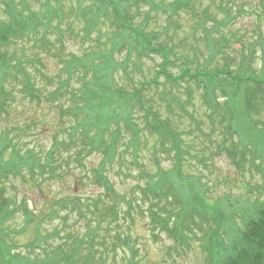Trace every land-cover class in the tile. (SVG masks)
I'll return each mask as SVG.
<instances>
[{
    "label": "rangeland",
    "instance_id": "374dc122",
    "mask_svg": "<svg viewBox=\"0 0 264 264\" xmlns=\"http://www.w3.org/2000/svg\"><path fill=\"white\" fill-rule=\"evenodd\" d=\"M13 1L17 8H22V0ZM151 1L161 8L151 9L149 4L139 3V12L128 7V13L133 15L131 23L134 26H141L144 18L148 17L143 32L147 35L155 33L153 46L175 47L172 64L168 68L172 74L177 75L180 68L187 66L191 72L205 68L206 71L226 69L233 73L252 74L264 80V46L256 45L253 54L249 51V45L259 41V36L264 39V23L257 26L250 17H245L253 10H262V0H189L188 8L175 13L166 9L175 0ZM24 2L39 14L44 4L54 9L57 7L55 0ZM59 2L63 15L60 24L56 16L53 28L37 26L34 32L22 37L18 35L0 49V52H6L7 58L14 57L17 61L11 62L15 69L8 68L12 77L7 72L0 78L4 79L1 85L6 93L0 98V104L5 105L3 110L0 109V145H15L21 153L37 155L40 162L52 152V167L58 175L63 174L51 182H42L40 190L31 188L20 178L8 177V182L4 179L0 181V188L5 191L0 197L11 199L16 204L25 200L27 210L37 217L25 234L5 237V245H10L14 253L43 258L47 244L39 242L35 250H28L27 247L36 238L32 233L38 227L41 235L60 230L61 238L50 240L53 247L64 241L69 243L76 236L94 237L93 245L86 239L85 244L88 242L87 246H99L95 249L89 247L86 251L95 250L97 255L104 253L105 264H214L217 248H228L230 244L231 229H242V222L250 209L252 211L256 204H264V105L261 104L264 96L258 97L252 110L241 107L232 112L235 119L231 123L233 136L230 140L224 129L230 122L226 120L221 126L217 118L213 124L208 121L206 116L209 111L202 102L201 91L194 87V83H190L191 92L188 95L184 84L171 89L167 84L163 86V78H160L158 87L143 94L144 99L150 100L148 105L159 119L170 121L174 134L181 141L182 150L187 153L183 156L185 162L182 167V174L187 177H184L186 190L182 194L183 205L175 204L174 198L170 197L171 206L165 204L162 209L163 201L156 204L153 197H149L148 182L139 173H153L158 168L169 170L172 164L166 160L165 154H160L157 137L150 135L139 123L137 117L141 112L138 107L137 113L134 112L135 123L140 129L135 143L137 150L129 145L130 132L125 131L121 123L115 156L103 167L100 168V152L86 155L87 150L84 149L85 152L81 150L83 160L75 157L74 146L69 144V140H72V135L75 139V133H78L75 131L73 134L72 128L84 117L83 113L78 112L83 104L70 100L68 94L77 90L75 96L82 97L80 92L84 72L68 76L70 56L80 60L87 51L100 53L110 50L113 43H122L124 49L117 51L113 58L114 62H121L131 42L128 36L116 29L113 16V20L101 18L90 39L85 40V19L75 15L78 0ZM6 3L7 0H0L2 22L9 19ZM89 4L93 5L94 0L81 3V8L85 9ZM95 5L94 13L99 10ZM240 8L241 13L236 17ZM224 9H229L230 16L235 20L220 28L218 33L211 29L213 25L209 21L202 25L205 28L200 26L202 12L221 21L226 14ZM171 21L172 26H168ZM206 36L211 38L209 43L227 44L220 50V55L212 54L207 49ZM182 56L190 60L186 65ZM129 60L127 76L121 69L112 75L114 86L128 93L139 83L152 79L161 58L157 54L137 58L133 53ZM133 63L139 65L136 72L131 71ZM92 64L86 62L85 67ZM80 67L76 71L82 69ZM22 71L25 74H21ZM23 75L29 78L38 93L34 100L21 92ZM67 77L70 78L68 83L61 91L55 92L61 86L60 81H67ZM172 97L180 100L183 112L171 101ZM219 101L222 103V99ZM115 129L116 126L110 128L111 131ZM224 139L228 141L224 142ZM104 140L110 141V135L105 133ZM223 142L225 144L221 145ZM63 144L71 146V149L64 148ZM220 146L224 147L223 151ZM155 148L157 160L153 155ZM232 148L235 150L234 159L227 155ZM6 152L8 154L9 149ZM94 171H101L103 175L100 186L93 178ZM110 184L120 196L115 207V221L106 210L109 202L106 185ZM71 196L82 199L83 206L86 205L83 200L92 199L93 204L101 197L103 206L99 207L106 212L103 209V212H97L90 203L89 208L79 215L75 209L66 207L67 197ZM60 198L66 200L65 206L56 205ZM99 204L96 202V205ZM51 212L55 214L49 216ZM161 216L166 221L163 225ZM23 223V213L18 212L1 224V230L13 233ZM217 223L221 227L218 234L213 235ZM70 235L72 238H68Z\"/></svg>",
    "mask_w": 264,
    "mask_h": 264
},
{
    "label": "trees",
    "instance_id": "16d2710c",
    "mask_svg": "<svg viewBox=\"0 0 264 264\" xmlns=\"http://www.w3.org/2000/svg\"><path fill=\"white\" fill-rule=\"evenodd\" d=\"M22 1V8L19 9L13 0H7L6 13L9 19L6 22L0 21V49L5 48L10 41L14 40L18 35L22 37L34 32L37 26H43L47 29L53 28V20L56 16L59 20L58 24L62 21L63 15L61 14L59 0H55L57 5L56 9L49 4H44V9L41 14L29 9L25 5L24 0ZM85 1L86 0H78V6L75 10L77 18L82 16L85 19V25L83 27V36L85 40L90 39L101 18L110 19L113 16L116 29L120 31V34H125V37L128 36L131 43L128 44L125 57L121 62H114L113 58L117 51L124 49L125 46L122 43H113L110 50L100 53L87 51L83 59L80 60L70 56V63L67 62L69 69L68 76H73L80 71L84 72L81 81L82 89L80 88V96L82 97L79 98L75 96L77 95V90L71 91L68 94L70 100H77L80 104H83L81 108L78 109V112L83 113L84 117L72 128L73 134L75 131L78 133H75V139L74 135H72V140H69V144L74 146L75 157L78 158L77 160H83L81 150L84 151V149L87 150L86 152L84 151L86 155L93 152H100L102 154L100 168L103 167L106 162L115 156L117 135L119 138L121 123H123L124 130L130 132L129 134L131 137L129 138V145L137 150L138 145L135 143L138 141V132L140 129L138 130V126L135 123L134 112L137 113L136 108L138 107L141 112L139 117H137L139 123L141 126H144L150 135L157 137L160 154H165L166 160L172 164L169 170L158 168L156 172L153 173L141 171L139 176L146 180V183L148 182L149 197H153L156 204L163 201L162 209L165 204L169 207L171 206L169 203L170 197L174 198L175 204L183 205L182 194L186 190L184 177H187L182 174V167L185 162L183 156H186L187 153L182 150L181 141L174 134L175 130L170 126V121L160 120L158 115L154 113L148 105L150 100L144 99L143 94L153 87H158L161 84L159 81L160 78H163V86L167 84L171 89L175 86H182L179 84H184L187 86L185 89H188V95H190L191 92L189 87L190 83H194V87L198 91H201L202 102L207 111H209L206 118L211 124H213L214 120H216L215 118H217L221 126L228 120L230 125L224 129L226 137L232 140L233 133L231 123H233L235 119H233L234 114L232 112L240 110L241 107L242 109L252 110V108H254L253 104L257 102L258 97L260 95L264 96V80L257 79L252 76V74L245 75L239 72L233 73L226 69L206 71L205 68L191 72V69L187 66L180 68L179 73L174 75L168 68L172 64L175 47L153 46L155 33L154 35L151 33L147 35L143 32L148 17L144 18L141 26H134L131 23L133 15L129 14L127 9L128 7H133L139 12V7L137 6L139 3L149 4L151 9H159L161 8L160 6L154 4L151 0H94L93 5L89 4L83 9L81 8V3ZM230 1L232 2L233 0ZM95 4L98 5L99 10L94 13L93 9ZM260 6L262 10H253L245 14V17H250L257 26L264 23V0H262ZM188 7L189 0H175L170 3L166 9L175 13L179 9ZM164 9L165 8H163V10ZM241 10L242 8H240L237 15H235L236 17L240 15ZM111 13H113V15ZM224 13H226L224 19L217 21L215 18L206 16L207 12H202L203 17L199 20L200 26H204L206 22L209 21L213 25L211 29H213L215 33H218L220 28L229 25L235 20V17L230 16L229 9H224ZM168 26H172V21L171 23L168 22ZM203 26L202 28H205ZM206 37L205 40L208 42L207 49L211 51L212 54L220 55V50L227 44L217 43L216 45L215 43H209L211 38L209 36ZM220 40L224 39L220 38ZM258 44L264 46V39L260 36L259 41L249 45L250 54L254 53L255 46ZM133 53L137 58L143 55L150 56L152 54H157L160 56L161 62L151 80L139 83L138 87L128 93L114 86L112 75L118 69H121L126 76L128 75L126 71L130 62L129 56ZM184 59V64L186 65L187 61L190 60L185 57ZM11 62L17 61L14 57H11V59L7 58L6 52H0V78L4 77L7 72L9 76L12 77V73L8 70L9 67L14 66L11 65ZM86 62H91L93 64L85 67ZM192 62L189 63L191 64ZM81 65L83 67H80ZM79 67L82 69L76 71ZM138 69L139 65L133 63L131 71L136 72ZM20 73L25 74L24 71ZM23 78L24 80L21 82V92L25 97L34 100L38 93L35 91L29 78L26 77V75H23ZM13 79L16 80L14 77ZM69 79L70 78L67 77V81H60L61 86L55 92L61 91L64 85L68 83ZM3 80L4 79H0V98L6 95L1 85ZM64 95L66 94H63V96ZM172 98L171 101L175 102L179 110L183 112L184 109L180 100L174 97ZM220 99H222V103H220ZM261 104L264 105V98H261ZM4 106L5 105L1 103L0 109L3 110ZM250 110L249 112L252 113ZM112 126H116V131L110 130ZM105 133L110 135V141L106 142L104 140ZM168 140L171 141L169 142V146L167 144ZM225 141L228 140L224 139V142ZM224 142L221 145H224ZM62 146L64 148L66 146V149L67 147L71 149V146H67L66 144ZM7 149H9L8 154L6 152ZM220 150L223 151L224 147L220 146ZM157 154V148H155L153 155L156 160L158 158ZM227 155L231 159H234L235 150L232 148L231 151H227ZM54 169L55 168L52 167V152L46 154L44 160L40 162V160L37 159V155H32L31 152L21 153L15 145H0V181L4 179L8 182L10 178H20L31 188L40 190V185L45 180L51 182L55 180L56 177L59 176L60 178L63 176V174L58 175ZM100 172L101 171L93 172V178H95L99 186L102 180L101 178L103 177ZM190 178L193 179V177ZM4 193V189L0 188V194L4 195ZM106 193L109 199L106 210L111 218L114 217L112 220L115 221L117 217L115 207L119 203L120 196L114 192L111 184L106 185ZM67 198L68 204H66V207H70V210L75 209L79 215L80 213L82 214L84 209L89 208L88 206H90L92 202V199L83 200L86 204L83 206L81 202L82 199L80 200L79 197L71 196ZM96 202H100V204L96 205ZM96 202L93 204L91 203L93 208L97 212H103V208L99 207L103 206V204H101V197H98ZM65 203L66 200L63 198L57 199L56 201V205L65 206ZM103 210L106 212L105 209ZM18 212L23 213L24 223L22 226L13 231V233L11 231L1 230V224L8 221ZM52 214L54 215L55 213L51 212L49 216ZM161 218V225H163L166 221L163 216H161ZM35 221H37V217L31 211L27 210L25 200L16 204V202L14 203L11 199H7L3 196L0 197V264H105L106 259L104 258V253H99L97 255L94 252V249L97 248L99 244L95 247L87 246L88 242L85 244L86 239L93 245V242L95 243L94 237L90 239L87 237L79 238L77 236L72 238V235H70L68 238H72V240L69 243L64 241V243H59L57 246L53 247L50 240L60 237V230H54L49 234L41 235L38 227L34 229L32 235L33 238H36L34 240L32 239L33 241L29 242L27 247L28 250H35L39 242L47 244L43 251V258H30L20 253H14L10 245H5V237H9V235L15 236L25 234L28 232L29 226ZM242 224V229H231L232 235L230 234L231 239L228 248L221 249L220 246L217 248L215 256L213 257L214 264H264V204L254 205V209L252 211L250 209L249 214ZM220 227V223H217V227L212 231L213 235L216 233L218 234ZM63 247H65V249H63ZM89 247H93L94 251H86Z\"/></svg>",
    "mask_w": 264,
    "mask_h": 264
}]
</instances>
